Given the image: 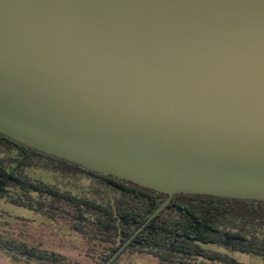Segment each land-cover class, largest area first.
I'll return each instance as SVG.
<instances>
[{"label": "water", "instance_id": "water-1", "mask_svg": "<svg viewBox=\"0 0 264 264\" xmlns=\"http://www.w3.org/2000/svg\"><path fill=\"white\" fill-rule=\"evenodd\" d=\"M0 134L167 200L264 202V0H0Z\"/></svg>", "mask_w": 264, "mask_h": 264}, {"label": "trees", "instance_id": "trees-1", "mask_svg": "<svg viewBox=\"0 0 264 264\" xmlns=\"http://www.w3.org/2000/svg\"><path fill=\"white\" fill-rule=\"evenodd\" d=\"M32 169L62 170L96 180L102 202L34 180ZM33 195H37L35 198ZM44 217L4 223L0 251L24 264H105L167 196L32 150L0 134V199ZM59 232L75 236V245ZM252 255L264 263V202L176 195L111 264H241L207 249Z\"/></svg>", "mask_w": 264, "mask_h": 264}, {"label": "rangeland", "instance_id": "rangeland-1", "mask_svg": "<svg viewBox=\"0 0 264 264\" xmlns=\"http://www.w3.org/2000/svg\"><path fill=\"white\" fill-rule=\"evenodd\" d=\"M30 178L34 180H40L48 184L55 185L63 190L72 191L75 194L86 196L89 199L96 200L99 203L102 202V197L108 200L105 190L96 180H93L87 176L79 174H71L70 172H64L62 170H45V169H32L28 173ZM37 198V195H33ZM17 219H26L30 222V226L34 229H40L43 225L49 223L41 215L29 211L28 209L15 206L9 202L7 198L0 199V229L4 223L15 224ZM60 237L71 244L75 245L76 238L68 232H59ZM207 249L211 251H218L230 256L241 264H264L263 261L252 255H244L240 253H234L226 251L224 249L209 246ZM0 264H24L12 261L4 252L0 251ZM132 264H147L144 261H133Z\"/></svg>", "mask_w": 264, "mask_h": 264}]
</instances>
